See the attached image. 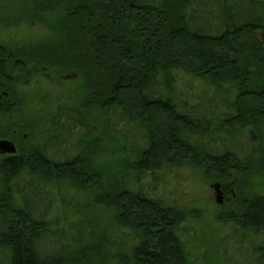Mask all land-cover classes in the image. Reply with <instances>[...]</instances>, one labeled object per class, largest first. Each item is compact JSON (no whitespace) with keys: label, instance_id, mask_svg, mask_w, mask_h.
<instances>
[{"label":"trees","instance_id":"1","mask_svg":"<svg viewBox=\"0 0 264 264\" xmlns=\"http://www.w3.org/2000/svg\"><path fill=\"white\" fill-rule=\"evenodd\" d=\"M20 1L22 20L49 38L0 41V139L21 144L0 159V264H97L112 235L96 207L112 213L119 264H203L199 235L161 187L191 168L230 180L247 155L242 134L264 138V0ZM16 59L29 75L81 82L80 103L60 99L37 138L15 119L25 79L7 70ZM107 141L125 157L117 178L96 162ZM239 206L221 263L264 264V193Z\"/></svg>","mask_w":264,"mask_h":264},{"label":"rangeland","instance_id":"2","mask_svg":"<svg viewBox=\"0 0 264 264\" xmlns=\"http://www.w3.org/2000/svg\"><path fill=\"white\" fill-rule=\"evenodd\" d=\"M25 11L22 9L20 0H0V41L8 38L11 47L19 48L49 38V32L45 27L30 19L22 20L26 16ZM18 60L20 62L13 69V74H21L25 79L24 82L16 85L17 93L22 98L23 104L17 109L15 119L18 125L24 126L27 130L30 129L33 137L37 138L48 128L51 114L60 99L80 103L81 93H83L81 82H75L73 76H58L49 71L29 75L30 64L24 59ZM86 114L92 123L96 122L93 110L88 109ZM25 138H28V134H25ZM0 141H10L18 150L21 145L10 139H0ZM125 141L123 142L126 145L130 144L129 141ZM234 144L237 145L238 141H234ZM240 144L246 147L247 155L241 156L243 157L242 161H244L241 164L243 167H240L241 172L234 170L230 180L208 179L202 170L191 168L190 170L185 169L182 174L178 173L174 182L170 176L166 184L161 187L166 194L171 192L174 201L180 202L179 208L187 215L186 226L189 229L194 228L196 234L199 235L200 243L198 246L201 255L203 254L205 257L203 264H222L224 249L222 245L226 244L225 242L222 244V241L226 239L225 236L230 237L226 221L230 220L232 214L239 213L242 197L249 199L264 193V175L259 168L261 158L259 150L261 147L264 149V138L259 139L253 131L246 130L242 134ZM105 150L104 156L96 161L101 173H107L112 178L119 177L122 161L125 157L122 156L121 151L117 150L113 142L107 141ZM242 168H246L245 172L242 171ZM216 184L221 185L222 195L227 191L225 193L227 194L226 198L231 199V201L222 200V204L218 203V194L213 188ZM92 196H83L80 201L89 203ZM73 201L76 203L77 199L74 198ZM91 214L93 217H97V223L102 231L107 235H112L111 243L107 245L103 252L104 255L98 259L97 264H119L116 258L117 252L113 245L114 234L117 229L112 213L96 207ZM76 221L77 218L73 215L68 218L70 224L77 223ZM48 239L52 243L53 241L57 242L55 237ZM226 245V250L229 251L228 244ZM258 246L259 243L252 247L257 249ZM257 254L255 253V258L262 257L258 252ZM250 256L253 255H248L246 260H249ZM234 257L237 264H242L245 260L242 256L228 255L230 260H233Z\"/></svg>","mask_w":264,"mask_h":264},{"label":"water","instance_id":"3","mask_svg":"<svg viewBox=\"0 0 264 264\" xmlns=\"http://www.w3.org/2000/svg\"><path fill=\"white\" fill-rule=\"evenodd\" d=\"M17 153L16 146L14 143L10 141H0V155H15ZM218 194V203L222 204V192H221V185L216 184L213 186Z\"/></svg>","mask_w":264,"mask_h":264},{"label":"flooded vegetation","instance_id":"4","mask_svg":"<svg viewBox=\"0 0 264 264\" xmlns=\"http://www.w3.org/2000/svg\"><path fill=\"white\" fill-rule=\"evenodd\" d=\"M5 40H8V38L5 39ZM5 40H4V41H5ZM7 42H8V41H7ZM19 62H20V61H19L18 59H16V60H14L11 64H9L8 67H7L8 72H9V73H13V69H14V67H15ZM16 149H17V147H16ZM17 153H18V149H17ZM7 156H10V155H0V159H1V158H5V157H7ZM226 190H228V189H226ZM225 193H227V191H225V192L223 193V195H222L223 200H224L225 202H226V201H231V199L226 198V195H227V194H225Z\"/></svg>","mask_w":264,"mask_h":264}]
</instances>
